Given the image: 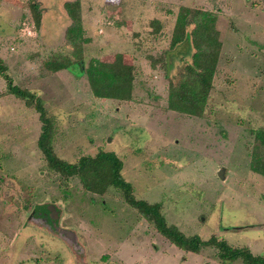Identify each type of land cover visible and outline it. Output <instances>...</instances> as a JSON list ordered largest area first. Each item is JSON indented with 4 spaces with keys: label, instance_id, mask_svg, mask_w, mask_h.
<instances>
[{
    "label": "rangeland",
    "instance_id": "1",
    "mask_svg": "<svg viewBox=\"0 0 264 264\" xmlns=\"http://www.w3.org/2000/svg\"><path fill=\"white\" fill-rule=\"evenodd\" d=\"M69 1L0 0V60L15 86L42 100L55 155L76 163L113 152L134 198L159 203L168 225L264 255V150L255 138L264 131V0H77L86 40L77 51L65 37ZM181 7L213 13L221 42L200 116L167 107L169 84L183 79L194 51L170 48ZM117 54L134 66L130 101L96 99L85 77L46 67L55 57L86 67ZM39 133L37 113L0 76V264H222L212 246L191 254L171 245L119 190L96 195L48 170ZM42 205L57 209L55 225Z\"/></svg>",
    "mask_w": 264,
    "mask_h": 264
},
{
    "label": "trees",
    "instance_id": "2",
    "mask_svg": "<svg viewBox=\"0 0 264 264\" xmlns=\"http://www.w3.org/2000/svg\"><path fill=\"white\" fill-rule=\"evenodd\" d=\"M63 7L71 20V24L65 30V37L68 45L77 51L78 46L86 41L81 25L80 3L77 0L69 1L65 2ZM29 8L38 27L41 21L38 5L30 3ZM215 22L216 16L211 12L186 7L179 9L170 48L174 49L185 44L187 51L189 48L194 51L191 54V63L185 66L183 79L175 85L169 84L167 98L169 110L190 116L202 114L212 89V78L221 48ZM189 27H192L190 31L187 30ZM125 57L126 55L117 54L112 60H90L86 67L80 57L75 61H63L55 57L46 64V67L51 72L66 70L85 77L89 90L96 99L125 102L131 100L134 79V66L126 63ZM0 76L6 82L8 94L16 97L29 108H33L37 113L40 133L36 140V147L41 152L48 170L62 176L77 177L85 191L96 195L105 193L108 188L119 190L126 204L136 209L146 221L154 225L159 235L179 250L198 254L202 248L212 246L216 248L218 259L222 264L237 260H241L243 264H264V255H253L247 248H232L225 241L217 240L215 237L208 240H202L195 235L187 237L175 226L168 225L160 212L159 203L149 204L134 198L131 184L121 175L122 162L115 153L99 151L94 157H80L76 163H67L58 158L51 146V122L42 100L34 92L15 86L1 60ZM255 138L264 150V131L256 132ZM258 157L255 152L252 169L257 173L259 170L254 166V162H257ZM37 209H41V214L50 216L54 212L58 214L56 208L53 212L46 210V205ZM49 222L51 223L52 220Z\"/></svg>",
    "mask_w": 264,
    "mask_h": 264
},
{
    "label": "water",
    "instance_id": "3",
    "mask_svg": "<svg viewBox=\"0 0 264 264\" xmlns=\"http://www.w3.org/2000/svg\"><path fill=\"white\" fill-rule=\"evenodd\" d=\"M224 171H225V169L224 168H222V169H220L219 170V172H218V178H220L221 180H224ZM49 210L51 211V212H53L54 211V208H49ZM51 220H52V225H55L56 223V220L58 219V214H57V212H54L52 215H51ZM54 227V226H53ZM55 229H58V228H56V227H54Z\"/></svg>",
    "mask_w": 264,
    "mask_h": 264
}]
</instances>
